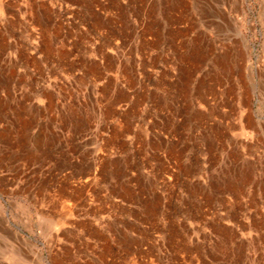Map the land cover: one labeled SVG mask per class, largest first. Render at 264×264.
<instances>
[{
  "label": "rangeland",
  "instance_id": "374dc122",
  "mask_svg": "<svg viewBox=\"0 0 264 264\" xmlns=\"http://www.w3.org/2000/svg\"><path fill=\"white\" fill-rule=\"evenodd\" d=\"M170 4L0 0V264H264V99L165 72ZM184 5L264 70V0Z\"/></svg>",
  "mask_w": 264,
  "mask_h": 264
},
{
  "label": "crops",
  "instance_id": "0c3cea01",
  "mask_svg": "<svg viewBox=\"0 0 264 264\" xmlns=\"http://www.w3.org/2000/svg\"><path fill=\"white\" fill-rule=\"evenodd\" d=\"M170 2L172 4H170L169 11L160 12V36L166 35L160 43V63L164 66L165 72L171 73L173 70L167 61L169 58H166L171 49L168 45L169 41L182 42L184 40L187 42V49L173 48L172 53L177 61L190 60L187 64L190 67L181 66V71L183 74L187 71L191 73L190 79L194 83V100L205 102V99L211 96L212 100L216 101L215 107L219 109L218 113L227 112L230 107L229 102L233 100L242 113L244 109H247L244 108V100L250 95L258 100L264 99V70L256 72L251 80L249 76L252 73L251 69L254 72V68L250 63L243 60L236 68L237 66L231 64L232 61L230 62L229 47L221 46L217 50L213 49L212 43H209V38L211 42L213 41L212 29L204 24L203 17L197 11H193L192 6L184 5V3L191 4L192 0H170ZM225 41L228 43V38ZM260 48L263 53V46ZM178 65L180 66V63H175V66ZM243 72L247 75V80L243 77ZM205 104L207 105L206 102Z\"/></svg>",
  "mask_w": 264,
  "mask_h": 264
},
{
  "label": "bare ground",
  "instance_id": "6f19581e",
  "mask_svg": "<svg viewBox=\"0 0 264 264\" xmlns=\"http://www.w3.org/2000/svg\"><path fill=\"white\" fill-rule=\"evenodd\" d=\"M264 63V62H263Z\"/></svg>",
  "mask_w": 264,
  "mask_h": 264
}]
</instances>
